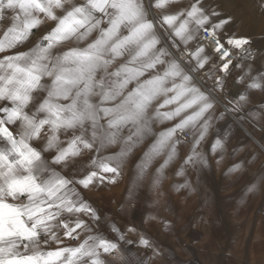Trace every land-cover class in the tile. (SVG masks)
I'll return each instance as SVG.
<instances>
[{"label":"snow or ice","instance_id":"snow-or-ice-1","mask_svg":"<svg viewBox=\"0 0 264 264\" xmlns=\"http://www.w3.org/2000/svg\"><path fill=\"white\" fill-rule=\"evenodd\" d=\"M174 3L0 0V264H133L121 242H153L129 240L115 224L106 236L86 193L117 183L155 122L179 118L137 165L141 177L168 147L161 171L177 155L176 133L193 128L184 164H206L198 146L218 101L238 112L251 89H264V73L241 63L250 40L231 30V16L205 0ZM229 78L235 91H225ZM222 147L216 139L212 151Z\"/></svg>","mask_w":264,"mask_h":264},{"label":"rangeland","instance_id":"rangeland-1","mask_svg":"<svg viewBox=\"0 0 264 264\" xmlns=\"http://www.w3.org/2000/svg\"><path fill=\"white\" fill-rule=\"evenodd\" d=\"M76 2L79 3L81 0ZM187 2L188 0H175L172 7L180 8ZM205 2L223 14L231 16L233 21L231 30L236 34L250 35L255 58L242 59L241 63L252 66V76H256L258 72L264 73V0H205ZM233 83L234 78H229L226 92L235 91L232 88ZM253 108L257 110L256 113L248 112ZM217 112H221L235 125V135L238 138L229 143V137L224 138L226 133L222 132L218 139L222 141L223 147L217 154H203L206 164L197 160L187 166L184 164L191 153V141L197 130L193 128L185 131L190 134L189 141H180L181 143L176 145L177 155L161 171L158 169H161L167 159L170 151L168 147L151 159L144 170L145 174L141 177L137 165L141 164L145 153L156 142L158 134L178 122L179 118L176 121L155 122L151 125L152 131L139 139L125 157L122 174L117 183L101 187L99 190L93 189L86 195L101 215L110 214L120 202L126 201L156 207L158 212L168 211L171 216L178 214L180 207L187 212L186 214L191 215L210 211L215 224L235 228L234 234L225 237L228 239V247L234 248L232 264H264V218L259 215V209L264 206V183L257 180V177L264 175V151L219 106L215 115ZM233 113L242 124L249 127L259 142L264 143V89H251L244 108ZM104 123L106 124V121ZM214 123L215 118L211 121L205 136L207 140L202 145L206 151H209L214 143L208 139L216 126ZM126 135L127 130L124 131V136ZM122 146V143L111 145L105 154L113 155L119 152ZM236 164H240L241 167L230 172L229 169ZM182 167L184 173L178 175ZM181 182L188 186L177 187ZM252 185L256 187L249 191ZM202 198L205 200L199 201ZM196 200L198 201L195 202ZM253 201H256V204Z\"/></svg>","mask_w":264,"mask_h":264},{"label":"crops","instance_id":"crops-1","mask_svg":"<svg viewBox=\"0 0 264 264\" xmlns=\"http://www.w3.org/2000/svg\"><path fill=\"white\" fill-rule=\"evenodd\" d=\"M43 27L47 25L42 26V31ZM5 30L4 24H0V40L5 39L3 35ZM28 47L31 45L25 46L24 50H28ZM256 111L253 108L248 112L256 113ZM215 117H217L214 123L216 126L208 139L215 142L224 132L226 133L224 138L229 137V143H233L238 138L235 135V125L225 116H221V112H217ZM197 132L198 129L194 136ZM205 140H207L206 137L198 146L199 153L202 155L217 154L219 149L213 152L212 147L209 151L203 148ZM196 196L198 197L197 194ZM202 200L205 199L202 198L199 201ZM186 213L180 207V212L171 216L168 211L158 212L156 207L131 204L126 201L120 202L110 214L102 215L106 218V222L102 220L101 223L106 236L116 235L110 231V226L115 224L129 240L136 241L139 237L146 236L153 242L151 248L141 247L137 243L126 245L121 242L133 264L137 259H143L146 264H232L231 257L234 254V248L228 247V239L225 237L234 234L233 229L235 228L215 224L210 211L195 215ZM133 227L135 231H128ZM108 259L114 258L108 257Z\"/></svg>","mask_w":264,"mask_h":264},{"label":"bare ground","instance_id":"bare-ground-1","mask_svg":"<svg viewBox=\"0 0 264 264\" xmlns=\"http://www.w3.org/2000/svg\"><path fill=\"white\" fill-rule=\"evenodd\" d=\"M143 2H144V4H145V6L147 7L148 6V4H149V0H143ZM152 15H155V12L153 11L152 13H151ZM237 35H239V34H237ZM242 36H246V37H248V38H250L249 36V34L248 35H242ZM251 39V38H250ZM252 40V39H251ZM253 44V43H252ZM252 48H253V46H252ZM177 59H179V57H177ZM224 102H221V101H218V106L221 108V109H223L226 113H228L229 115H230V117H232L233 119H234V121H236L241 127H242V129L244 130V132L246 133V134H248V136H250V138L255 142V143H257L259 146H260V148L264 151V143H262V142H259L258 140H257V137L256 136H254L250 131L251 130H249V127L247 126V125H245V124H242L240 121H239V119H237V117H236V115L233 113V112H231L229 109H226L225 108V106H224ZM146 135V134H145ZM251 140V141H252ZM169 171V170H168ZM185 177V176H184ZM183 177H181V179H182ZM181 185H183L182 184V182H181ZM175 186V185H174ZM178 191V190H177ZM194 197H196V196H194ZM253 198V197H252ZM259 198V197H258ZM257 198V199H258ZM254 202V201H253ZM256 202V201H255ZM254 202V203H255ZM259 202V201H258ZM256 204V203H255ZM257 205H258V203H257ZM254 206V205H253ZM256 209V208H255ZM259 263V262H258Z\"/></svg>","mask_w":264,"mask_h":264},{"label":"built area","instance_id":"built-area-1","mask_svg":"<svg viewBox=\"0 0 264 264\" xmlns=\"http://www.w3.org/2000/svg\"><path fill=\"white\" fill-rule=\"evenodd\" d=\"M249 40H250V45H248L246 47L249 48V51L251 54L247 56V59L253 60L255 58V51L252 49V45H253L252 40L250 38H249ZM176 137H178L179 141H181V142H188L190 139V134L187 132H177ZM259 215H260V217L264 218V206H261V208L259 209Z\"/></svg>","mask_w":264,"mask_h":264}]
</instances>
